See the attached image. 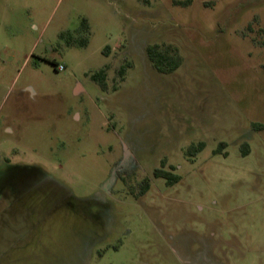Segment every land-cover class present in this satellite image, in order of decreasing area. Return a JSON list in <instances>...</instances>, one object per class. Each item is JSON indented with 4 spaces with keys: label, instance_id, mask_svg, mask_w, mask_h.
Instances as JSON below:
<instances>
[{
    "label": "rangeland",
    "instance_id": "rangeland-1",
    "mask_svg": "<svg viewBox=\"0 0 264 264\" xmlns=\"http://www.w3.org/2000/svg\"><path fill=\"white\" fill-rule=\"evenodd\" d=\"M175 1L0 0V264H264V0Z\"/></svg>",
    "mask_w": 264,
    "mask_h": 264
},
{
    "label": "trees",
    "instance_id": "trees-1",
    "mask_svg": "<svg viewBox=\"0 0 264 264\" xmlns=\"http://www.w3.org/2000/svg\"><path fill=\"white\" fill-rule=\"evenodd\" d=\"M176 5H187L189 4V0L185 1H175ZM89 29L88 21L86 19H83L82 21V30L87 31ZM70 38V36H69ZM147 55L152 63L153 68L162 75H171L176 73L183 65L184 58L181 55L179 49L172 44H153L150 45L147 48ZM130 69L129 65H124L119 70V75L122 78H125V75L127 74L128 70ZM106 72L104 70L100 71L99 73L92 76V79L98 83V85L102 88V90L107 91L108 85H107V79H106ZM206 147V144L201 142L197 145H192L187 150V155L193 156L197 155L200 152L204 150ZM225 144H221L220 148H225ZM221 150L219 149L218 152ZM242 154L244 156L249 155L248 145H244L242 148ZM227 155V154H226ZM164 163L162 169H157L154 173L155 178L164 179L166 181V184L168 187H173L176 184L180 183L181 177L173 174L172 172L165 171L164 170ZM150 190V184L145 183V185H142L141 193L142 195H145Z\"/></svg>",
    "mask_w": 264,
    "mask_h": 264
},
{
    "label": "flooded vegetation",
    "instance_id": "flooded-vegetation-1",
    "mask_svg": "<svg viewBox=\"0 0 264 264\" xmlns=\"http://www.w3.org/2000/svg\"><path fill=\"white\" fill-rule=\"evenodd\" d=\"M78 93V92H77ZM0 199H1V195H0ZM91 213L88 214V216L90 215ZM213 264H225L221 259H216V261H214Z\"/></svg>",
    "mask_w": 264,
    "mask_h": 264
},
{
    "label": "crops",
    "instance_id": "crops-1",
    "mask_svg": "<svg viewBox=\"0 0 264 264\" xmlns=\"http://www.w3.org/2000/svg\"><path fill=\"white\" fill-rule=\"evenodd\" d=\"M177 1H185V0H177ZM3 88H4V89H8L7 86L1 84V85H0V96H1V93L3 92Z\"/></svg>",
    "mask_w": 264,
    "mask_h": 264
},
{
    "label": "built area",
    "instance_id": "built-area-1",
    "mask_svg": "<svg viewBox=\"0 0 264 264\" xmlns=\"http://www.w3.org/2000/svg\"><path fill=\"white\" fill-rule=\"evenodd\" d=\"M64 70V67H59V71H63Z\"/></svg>",
    "mask_w": 264,
    "mask_h": 264
}]
</instances>
